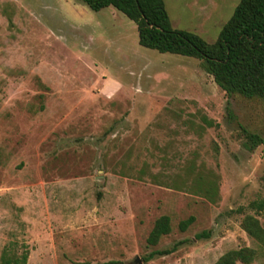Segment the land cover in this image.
<instances>
[{
  "label": "rangeland",
  "instance_id": "374dc122",
  "mask_svg": "<svg viewBox=\"0 0 264 264\" xmlns=\"http://www.w3.org/2000/svg\"><path fill=\"white\" fill-rule=\"evenodd\" d=\"M239 1L163 0L173 30L209 44ZM245 133L264 141L260 100L227 97L196 59L140 47L115 9L0 0V255L214 264L250 248L264 264L241 227L252 216L264 228V145L249 150ZM161 216L171 233L148 246Z\"/></svg>",
  "mask_w": 264,
  "mask_h": 264
},
{
  "label": "trees",
  "instance_id": "16d2710c",
  "mask_svg": "<svg viewBox=\"0 0 264 264\" xmlns=\"http://www.w3.org/2000/svg\"><path fill=\"white\" fill-rule=\"evenodd\" d=\"M93 12L113 8L123 14L136 26L138 45L160 54H172L193 58L200 62L201 69L227 97L239 95L245 99H258L264 104V0H240L229 20L222 26L217 40L209 44L198 35L176 31L166 12L163 0H76ZM211 126V121H205ZM249 150L264 141L257 135L245 133ZM214 190L205 189V196L212 199ZM259 211L264 205H257ZM194 222L193 217L178 224L180 232H185ZM242 230L264 248V228L252 216H246L241 223ZM171 233L170 218L159 217L147 236L146 244L156 246L160 239ZM203 231L195 239H208ZM179 244V243H178ZM177 244L171 248L151 252L144 262L155 256H167L175 252ZM28 251L19 256L3 249L0 264H26ZM256 251L250 248L231 250L223 254L214 264H252ZM89 264V263H84ZM99 264H118L107 262Z\"/></svg>",
  "mask_w": 264,
  "mask_h": 264
},
{
  "label": "water",
  "instance_id": "95a60500",
  "mask_svg": "<svg viewBox=\"0 0 264 264\" xmlns=\"http://www.w3.org/2000/svg\"><path fill=\"white\" fill-rule=\"evenodd\" d=\"M134 263L138 264L139 262H138V260L136 259V260L134 261Z\"/></svg>",
  "mask_w": 264,
  "mask_h": 264
}]
</instances>
